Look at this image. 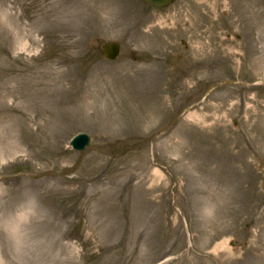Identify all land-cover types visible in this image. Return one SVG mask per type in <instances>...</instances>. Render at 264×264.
<instances>
[{
	"label": "rangeland",
	"instance_id": "rangeland-1",
	"mask_svg": "<svg viewBox=\"0 0 264 264\" xmlns=\"http://www.w3.org/2000/svg\"><path fill=\"white\" fill-rule=\"evenodd\" d=\"M29 185L0 264H264V0H0V186Z\"/></svg>",
	"mask_w": 264,
	"mask_h": 264
},
{
	"label": "clouds",
	"instance_id": "clouds-1",
	"mask_svg": "<svg viewBox=\"0 0 264 264\" xmlns=\"http://www.w3.org/2000/svg\"><path fill=\"white\" fill-rule=\"evenodd\" d=\"M42 193L40 185H29L15 195L0 186V244L22 253L35 243L34 226L48 215Z\"/></svg>",
	"mask_w": 264,
	"mask_h": 264
},
{
	"label": "water",
	"instance_id": "water-1",
	"mask_svg": "<svg viewBox=\"0 0 264 264\" xmlns=\"http://www.w3.org/2000/svg\"><path fill=\"white\" fill-rule=\"evenodd\" d=\"M147 1H149V2H153V3H158V4H160V5H164V4H166V3H168L170 0H147ZM111 53H114L113 51H107V54L108 55H113V54H111ZM84 140H87V137H85V139ZM81 147H83L85 144H86V141H84V142H82V141H80L79 143H78Z\"/></svg>",
	"mask_w": 264,
	"mask_h": 264
},
{
	"label": "bare ground",
	"instance_id": "bare-ground-1",
	"mask_svg": "<svg viewBox=\"0 0 264 264\" xmlns=\"http://www.w3.org/2000/svg\"><path fill=\"white\" fill-rule=\"evenodd\" d=\"M10 64H11V63H10ZM11 65H12V64H11ZM11 67H12V66H11ZM10 71H11V73H13V72H14V71H13V69H11V68H10Z\"/></svg>",
	"mask_w": 264,
	"mask_h": 264
}]
</instances>
